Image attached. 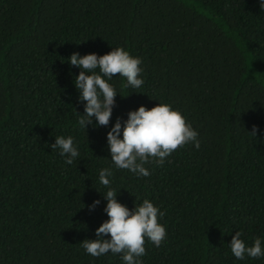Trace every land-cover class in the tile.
Segmentation results:
<instances>
[{"label":"trees","instance_id":"16d2710c","mask_svg":"<svg viewBox=\"0 0 264 264\" xmlns=\"http://www.w3.org/2000/svg\"><path fill=\"white\" fill-rule=\"evenodd\" d=\"M121 47L141 59L144 84L122 88L114 76L109 125L93 117L85 130L69 59ZM158 104L181 112L200 148L145 164L147 177L116 168L107 133ZM57 136L73 138L71 165L50 147ZM106 168L119 203L132 211L147 199L165 213L166 239L146 241L142 264H264L229 247L238 231L246 246L260 238L264 247L260 0H0V264H123L81 246L108 220Z\"/></svg>","mask_w":264,"mask_h":264},{"label":"clouds","instance_id":"9594fccd","mask_svg":"<svg viewBox=\"0 0 264 264\" xmlns=\"http://www.w3.org/2000/svg\"><path fill=\"white\" fill-rule=\"evenodd\" d=\"M260 8L264 10V0H260ZM70 64L80 69L74 85L80 93L79 100L85 104L84 115H79L78 123L86 130L88 125L94 127L108 126L112 117L116 89L108 81L119 75L127 83L122 88H140L144 80L140 78L141 59L134 58L124 48H115L108 54L98 56L87 54L81 57L78 53L71 55ZM99 69V72L96 70ZM258 129L254 126L251 135ZM122 134V139L120 138ZM198 132L186 121V118L168 104H158L146 109L141 106L129 112L125 124L117 119L115 125L107 133V144L111 161L118 169H127L138 176L150 175L145 164L154 163L163 166L165 159L176 150L192 143L198 150L200 141ZM52 150L59 149V154L66 157L69 165L79 156L72 137H55ZM111 169L100 171L99 180L108 188L104 199L107 205L104 212L108 220L96 230V240H84L81 243L85 252L92 257H100L109 252L120 254L123 264H142L141 257L146 255V241L159 248L167 236L165 226L159 218L165 215L149 200L145 199L139 206L130 211L117 201V192L110 187ZM100 203L94 201L89 207L92 211ZM242 233L236 232L229 245L231 253L238 260L245 256L260 258L264 256V247L260 238H256L251 247L241 239ZM104 237H110L105 239Z\"/></svg>","mask_w":264,"mask_h":264}]
</instances>
